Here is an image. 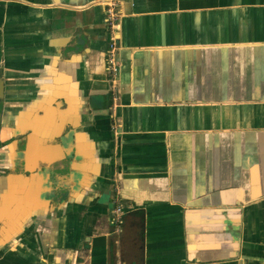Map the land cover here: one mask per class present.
I'll list each match as a JSON object with an SVG mask.
<instances>
[{"label":"crops","instance_id":"obj_1","mask_svg":"<svg viewBox=\"0 0 264 264\" xmlns=\"http://www.w3.org/2000/svg\"><path fill=\"white\" fill-rule=\"evenodd\" d=\"M106 8L0 0L2 140L13 121L48 159L72 131L90 154L61 202L0 176V264H264V0H117L107 28Z\"/></svg>","mask_w":264,"mask_h":264},{"label":"flooded vegetation","instance_id":"obj_2","mask_svg":"<svg viewBox=\"0 0 264 264\" xmlns=\"http://www.w3.org/2000/svg\"><path fill=\"white\" fill-rule=\"evenodd\" d=\"M2 106L0 108V176L9 175L10 173H24L27 176L32 174L41 175L44 177L45 192L44 195H50L52 203L63 200L68 196L70 185L73 182L71 169V157L67 152H55L53 159L44 157V150L50 149V145L54 146L59 142L51 141V139L43 140L38 138L34 129L23 128L12 121L11 137L7 140H2L1 132L4 127ZM14 120V118H13ZM10 124V123H9ZM19 127H18V126ZM71 128L66 127L63 136ZM59 141L60 138H57ZM11 145V146H10ZM10 146V147H9ZM15 147V149L12 150ZM4 148H9L10 159L9 165L6 167L3 163ZM13 153V154H12ZM12 154V155H11ZM78 174V173H76ZM58 201V202H61ZM112 222V221H111ZM11 231L3 236L5 244L13 245L16 240L22 235V226L13 225ZM116 230V229H115Z\"/></svg>","mask_w":264,"mask_h":264},{"label":"built area","instance_id":"obj_3","mask_svg":"<svg viewBox=\"0 0 264 264\" xmlns=\"http://www.w3.org/2000/svg\"><path fill=\"white\" fill-rule=\"evenodd\" d=\"M103 3L106 5L107 9V21L110 27H114L117 20L120 17V14L115 9L117 6V0H103ZM116 41L111 39L109 48L107 50V70L110 73H114L118 70V63L116 58ZM112 214V223L115 225L116 229L122 228L123 218L125 211L121 204L115 205L111 209Z\"/></svg>","mask_w":264,"mask_h":264},{"label":"water","instance_id":"obj_4","mask_svg":"<svg viewBox=\"0 0 264 264\" xmlns=\"http://www.w3.org/2000/svg\"><path fill=\"white\" fill-rule=\"evenodd\" d=\"M99 3L101 5H104L103 0H99ZM104 21H105L106 28H107V24H108L107 16H105V20ZM70 135H71L70 138L72 140V146L70 145V149H69V144H67L64 147L66 149L65 152H67L68 156H70L71 159H72V161H71V169H73V172H74L72 174V177H73L72 184H74V186H75V184H79L80 183V180L83 177L82 175H79V174H76V173H78L79 171H82V172H85V171L83 169L78 168V167H74L73 163L78 164L81 159H85V160L89 161L90 160V154L88 152L82 153V152L77 151V149H76L77 147H75L74 142L76 143L78 135H77V133H75L73 131L70 133Z\"/></svg>","mask_w":264,"mask_h":264},{"label":"rangeland","instance_id":"obj_5","mask_svg":"<svg viewBox=\"0 0 264 264\" xmlns=\"http://www.w3.org/2000/svg\"><path fill=\"white\" fill-rule=\"evenodd\" d=\"M114 205V204H113Z\"/></svg>","mask_w":264,"mask_h":264}]
</instances>
